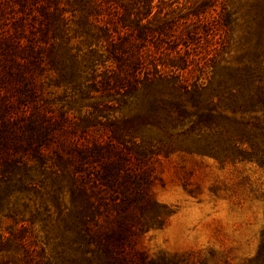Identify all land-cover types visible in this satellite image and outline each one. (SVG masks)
<instances>
[{
    "label": "rangeland",
    "instance_id": "rangeland-1",
    "mask_svg": "<svg viewBox=\"0 0 264 264\" xmlns=\"http://www.w3.org/2000/svg\"><path fill=\"white\" fill-rule=\"evenodd\" d=\"M103 1L110 13L122 5L123 25L146 4ZM147 1L149 17L204 9L226 19L218 54L213 39L200 48L206 74L189 67L191 81H204L199 93L171 79L105 88L113 59L99 0H0V37L35 45L28 55L0 51V115L34 117L46 132L30 146L0 149V262L28 264L33 246L45 264H107L93 231L118 219L133 248L160 264H262L264 163L244 159V150L264 123L247 103L264 88V0ZM110 166L134 177L126 210L114 206L118 188L95 181ZM109 246L130 250L123 240Z\"/></svg>",
    "mask_w": 264,
    "mask_h": 264
},
{
    "label": "trees",
    "instance_id": "trees-1",
    "mask_svg": "<svg viewBox=\"0 0 264 264\" xmlns=\"http://www.w3.org/2000/svg\"><path fill=\"white\" fill-rule=\"evenodd\" d=\"M100 1L101 4L95 3V8L104 18L105 25L102 28L107 31L108 37L106 49L113 59V65H106V75L102 82L105 88L134 89L140 84L152 82L154 79H171L184 93L190 95L205 89L204 81H201L200 78L191 81L189 67L193 65L200 70L205 68L202 59L205 58L206 49L200 50L205 41L213 39L215 42L214 54H218L217 50L223 46L225 34L228 31V23L220 11L211 12L207 15L204 13V9H193L180 14L178 17L166 18L164 16L161 18L156 13L149 17L152 13V5L146 0V4L143 5L142 16L137 15L130 25H123L124 19L121 20L122 5L120 4V8L117 4V6L113 4L114 10L110 13L105 9V1ZM42 11L45 12V9L42 8ZM110 29L111 32H109ZM177 31H179V35L175 34ZM1 36L0 51L4 53L28 55L34 51L35 45L33 43L27 45L23 39L9 40L7 38L10 37ZM42 36H44V30ZM202 71V74H206L205 69ZM17 76L23 82L22 86L24 87L26 79L24 80L21 73ZM247 103L251 108L261 109L264 114V88L262 85H258L256 90L249 94ZM206 116L211 117V114ZM255 119L258 124L259 118L256 117ZM17 122L18 120L13 119V117L3 118L0 115V149L17 150L21 147H27L33 142L43 140L46 135L41 123L34 117H29L28 120L21 123ZM237 125L245 127L248 123L240 121L237 122ZM259 135V142L246 141L248 148L244 150V159L264 163V123ZM237 140L240 142V139H236L234 143L237 144ZM95 148L100 150L97 145ZM81 157L83 158V155ZM118 173V169L110 166L103 169L95 181L99 184L102 181L104 185L107 184L109 189L118 188L120 198L117 199L119 202H116L114 206L126 210L125 208L130 205L128 201L131 200L129 184L126 182L132 183L134 177L127 172L117 177ZM144 178L142 177L143 181ZM86 192L90 193L88 190ZM141 195L142 191L140 192ZM115 220L117 222L114 224L111 220L109 225L93 231L98 238L101 237L104 241L101 249L106 256L107 264H160L144 252L134 249L130 242L132 239L129 238V227L122 221ZM122 240L128 243L129 251L120 246L117 248L109 246L110 243L115 244ZM99 242H102L101 239ZM27 246H30V243ZM132 249H134L133 252ZM41 252V248L40 250L33 248V246L31 249L27 248L24 260L28 264H45ZM255 259L264 264V229L261 231V242ZM8 262L4 259L0 264H9Z\"/></svg>",
    "mask_w": 264,
    "mask_h": 264
}]
</instances>
